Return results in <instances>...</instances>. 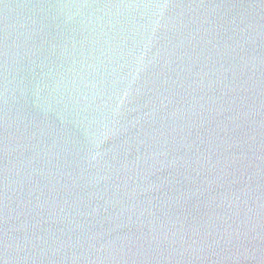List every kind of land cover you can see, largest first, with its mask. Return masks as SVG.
<instances>
[{"label": "water", "instance_id": "95a60500", "mask_svg": "<svg viewBox=\"0 0 264 264\" xmlns=\"http://www.w3.org/2000/svg\"><path fill=\"white\" fill-rule=\"evenodd\" d=\"M0 264H264V0H0Z\"/></svg>", "mask_w": 264, "mask_h": 264}]
</instances>
